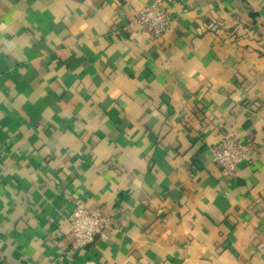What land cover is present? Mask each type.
<instances>
[{"label":"crops","instance_id":"obj_1","mask_svg":"<svg viewBox=\"0 0 264 264\" xmlns=\"http://www.w3.org/2000/svg\"><path fill=\"white\" fill-rule=\"evenodd\" d=\"M151 1L0 0V264H264V0H163L159 39ZM76 200L111 226L72 250Z\"/></svg>","mask_w":264,"mask_h":264},{"label":"built area","instance_id":"obj_2","mask_svg":"<svg viewBox=\"0 0 264 264\" xmlns=\"http://www.w3.org/2000/svg\"><path fill=\"white\" fill-rule=\"evenodd\" d=\"M132 22L142 27L150 38L159 39L171 27L173 17L163 0H153L137 12ZM251 152L249 142H241L231 134H224L210 147L212 161L227 179L236 176L239 163L246 160ZM68 226L69 246L76 250L92 242L96 233L109 228L111 220L103 215L100 208H88L81 200H76Z\"/></svg>","mask_w":264,"mask_h":264}]
</instances>
